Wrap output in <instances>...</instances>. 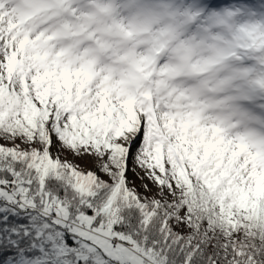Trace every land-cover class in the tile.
Wrapping results in <instances>:
<instances>
[{
	"label": "snow or ice",
	"instance_id": "1",
	"mask_svg": "<svg viewBox=\"0 0 264 264\" xmlns=\"http://www.w3.org/2000/svg\"><path fill=\"white\" fill-rule=\"evenodd\" d=\"M0 225V264H264V0H0Z\"/></svg>",
	"mask_w": 264,
	"mask_h": 264
},
{
	"label": "trees",
	"instance_id": "2",
	"mask_svg": "<svg viewBox=\"0 0 264 264\" xmlns=\"http://www.w3.org/2000/svg\"><path fill=\"white\" fill-rule=\"evenodd\" d=\"M0 227H2V225H0ZM0 251H3V249H0ZM10 259V258H9Z\"/></svg>",
	"mask_w": 264,
	"mask_h": 264
}]
</instances>
